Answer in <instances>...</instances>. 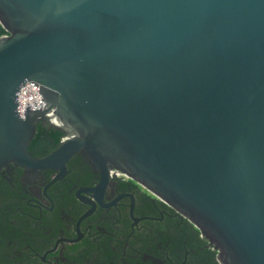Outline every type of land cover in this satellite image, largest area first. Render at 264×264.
I'll return each mask as SVG.
<instances>
[{"label":"water","instance_id":"1","mask_svg":"<svg viewBox=\"0 0 264 264\" xmlns=\"http://www.w3.org/2000/svg\"><path fill=\"white\" fill-rule=\"evenodd\" d=\"M0 23V172L52 184L81 153L91 191L118 170L220 264H264V0H0ZM28 81L47 109L23 115ZM44 121L65 138L38 158Z\"/></svg>","mask_w":264,"mask_h":264},{"label":"flooded vegetation","instance_id":"2","mask_svg":"<svg viewBox=\"0 0 264 264\" xmlns=\"http://www.w3.org/2000/svg\"><path fill=\"white\" fill-rule=\"evenodd\" d=\"M42 125L47 130L54 128L46 121ZM32 150L30 152L38 158L52 152L47 153L43 143ZM57 174V170L35 174L14 164L0 172L8 181L17 180L21 184V201L26 202L28 210L37 212V215L28 212L21 215L26 223L31 218L37 230L36 240L31 241L32 245L28 242L25 245L26 251L31 249L36 256L31 254L33 262L17 264H77V254L81 257L90 254L86 264H175L164 245L157 244L158 251L155 245L147 246L146 239L139 235L150 228L142 223L145 215L134 214L137 196L148 192L146 189L123 174L111 176L106 187L91 191L97 187L100 173L81 153L67 162L63 178L50 184ZM125 214L126 222L123 221ZM127 223L129 227L124 229ZM150 232L154 233L152 229ZM114 238L118 240L115 244L121 245V251L113 244ZM185 263L186 260L180 264Z\"/></svg>","mask_w":264,"mask_h":264},{"label":"trees","instance_id":"3","mask_svg":"<svg viewBox=\"0 0 264 264\" xmlns=\"http://www.w3.org/2000/svg\"><path fill=\"white\" fill-rule=\"evenodd\" d=\"M6 34H8L7 31L0 23V37ZM42 123L40 122L37 126L29 150L33 151V148L43 143V148L48 150L47 153H50L59 146L65 134L55 128L47 130ZM86 168L88 169V166ZM20 186L21 184L17 180L10 182L0 176V264L33 262L31 254L34 253L36 256L33 250L26 251L25 245L27 242L32 245L31 241L36 240L35 233L37 230L32 225L31 218L26 223L27 220L21 215L25 212L37 215V212L28 210L26 202L21 201ZM137 202L134 214L137 216L145 215L142 223L150 227L139 233L142 238L146 239L147 246L155 245L159 251L157 244L164 245V249L171 254L175 264H180L184 260H186L185 264H220L218 252L209 246V241L188 219L146 191L137 196ZM123 221H128L126 214ZM27 224L29 225L23 226ZM128 227L129 223L124 229ZM151 229L154 231L153 234L150 232ZM117 242L118 240L114 238L113 244L121 251V245L115 244ZM35 249L41 253L38 247ZM26 252L30 253L27 254ZM89 256L90 254H86L81 257L80 254H77L76 263L86 264V259H89ZM108 258L111 256L109 255Z\"/></svg>","mask_w":264,"mask_h":264},{"label":"built area","instance_id":"4","mask_svg":"<svg viewBox=\"0 0 264 264\" xmlns=\"http://www.w3.org/2000/svg\"><path fill=\"white\" fill-rule=\"evenodd\" d=\"M17 103V109L23 115H25L29 109L32 111H42L47 109V103L41 92V87L33 81H28L21 86L17 96ZM122 175L123 173L118 170L111 171L112 177H120Z\"/></svg>","mask_w":264,"mask_h":264}]
</instances>
